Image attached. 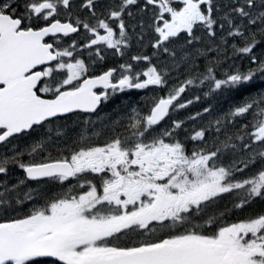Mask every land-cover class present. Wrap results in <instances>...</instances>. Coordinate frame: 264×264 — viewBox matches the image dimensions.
Segmentation results:
<instances>
[{
  "label": "snow or ice",
  "instance_id": "1",
  "mask_svg": "<svg viewBox=\"0 0 264 264\" xmlns=\"http://www.w3.org/2000/svg\"><path fill=\"white\" fill-rule=\"evenodd\" d=\"M0 264H264V0H0Z\"/></svg>",
  "mask_w": 264,
  "mask_h": 264
}]
</instances>
